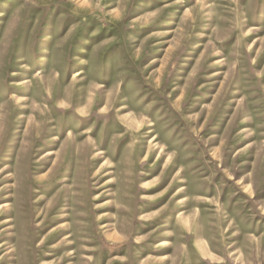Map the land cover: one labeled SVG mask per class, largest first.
<instances>
[{"label": "rangeland", "instance_id": "1", "mask_svg": "<svg viewBox=\"0 0 264 264\" xmlns=\"http://www.w3.org/2000/svg\"><path fill=\"white\" fill-rule=\"evenodd\" d=\"M0 264H264V0H0Z\"/></svg>", "mask_w": 264, "mask_h": 264}]
</instances>
